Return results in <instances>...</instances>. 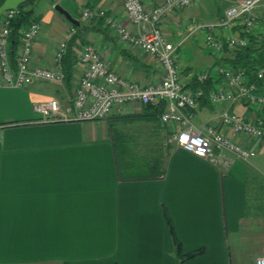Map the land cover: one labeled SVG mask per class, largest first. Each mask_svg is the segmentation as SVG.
Masks as SVG:
<instances>
[{
	"label": "crops",
	"instance_id": "0c3cea01",
	"mask_svg": "<svg viewBox=\"0 0 264 264\" xmlns=\"http://www.w3.org/2000/svg\"><path fill=\"white\" fill-rule=\"evenodd\" d=\"M160 1L144 3L151 9ZM236 3L199 0L167 16L161 30L176 45L189 39L195 45L198 34L189 35V23L216 25ZM122 4L0 0V26L6 10H32L40 26L33 66L51 67L57 45L75 29L62 61V68L70 66L69 81L0 88V264H252L264 249L263 156L257 158L264 143L247 161L213 163L169 141L172 127L151 105L115 106L99 120L34 122L35 102L57 98L62 107L71 105L85 45L97 44L110 68L127 80L147 85L160 79L157 60L126 47L105 23L109 18L133 30ZM93 8L104 16L83 20L81 12ZM255 16L264 19V3ZM234 33L232 27L213 32L222 40ZM210 55L213 66L218 57ZM178 68L185 79L192 77L179 57ZM228 106L248 117L260 113L242 103L207 101L196 124L217 120ZM174 237L182 254L204 251L180 261Z\"/></svg>",
	"mask_w": 264,
	"mask_h": 264
},
{
	"label": "built area",
	"instance_id": "2783aa9c",
	"mask_svg": "<svg viewBox=\"0 0 264 264\" xmlns=\"http://www.w3.org/2000/svg\"><path fill=\"white\" fill-rule=\"evenodd\" d=\"M198 1L162 0L147 9L144 0H123V11L133 30L109 18L105 23L119 35L126 47L157 60L160 79L155 84L147 85L127 80L110 68L97 44L85 45L78 56L83 71L71 105L62 107L57 98L35 102L32 108L38 118L34 122L99 120L110 115L115 106L143 107L161 102L164 106L159 113V121L172 127L168 140L175 146L224 166H230L233 159L247 161L264 143V66L255 73L260 84L249 82L243 70H231L215 64L198 74L196 81L201 83L216 75L221 79L219 85L207 94L200 87L190 88V78L182 77L178 68L177 52L181 43L176 45L169 41L161 25L170 14L191 7ZM263 3L264 0H239L225 11L216 25L191 21L188 25L189 35L201 33L211 53L219 61L224 46L229 49L244 48L248 41L240 35H229L223 40L217 38L213 34L217 27L226 30L236 21H241L244 35L255 33L258 40L264 41V19L254 13ZM18 13V9H11L1 16L0 88H25L34 82H64L62 61L75 29L70 27L64 40L57 45L51 67L33 66V45L40 36V26L35 21L31 22L20 31V43L12 63L9 25ZM81 15L83 20H91L93 17H103L104 12L96 8L84 9ZM203 98L215 106L242 103L246 108H255L260 113L248 117L228 106L221 109L217 120L198 125L193 119ZM252 264H264V249L254 257Z\"/></svg>",
	"mask_w": 264,
	"mask_h": 264
},
{
	"label": "trees",
	"instance_id": "16d2710c",
	"mask_svg": "<svg viewBox=\"0 0 264 264\" xmlns=\"http://www.w3.org/2000/svg\"><path fill=\"white\" fill-rule=\"evenodd\" d=\"M17 9L19 10V13L11 20L9 25L10 44H11L10 57L12 63H14L15 61V50L20 43L19 41L20 31L34 21L33 19H31L33 13L32 10H24V6H21ZM231 27L232 29H234L235 35H240L247 38L248 44L244 48H236V49H229L226 46H224L223 53L225 54V56H223L219 60L220 62L217 60L216 64H221L225 68L231 70H243L248 75L249 82L260 84V82L256 80L255 73L259 68L264 66V41L258 40V37L255 33L249 36L244 35L243 25L241 21H236L235 23H233ZM62 69L65 75L64 80L67 82L70 80L71 77L70 66L67 67L63 66ZM196 76L197 75H194L190 78L188 86L192 89L200 87L201 89H203L205 94H207L208 91L214 89L218 84L221 83V79L216 75H211L207 80L201 83L196 81ZM207 101L208 100L206 98H203L201 104L206 103ZM150 105L156 107V110H160V111L163 109L164 106L161 102ZM168 224L171 233H173V229L169 219H168ZM173 239L175 243V250L177 251L179 256L182 257L180 261L197 256L204 251V249L201 248L195 251H191L189 253L182 254L180 251L181 248L179 242L176 240L175 237Z\"/></svg>",
	"mask_w": 264,
	"mask_h": 264
},
{
	"label": "rangeland",
	"instance_id": "374dc122",
	"mask_svg": "<svg viewBox=\"0 0 264 264\" xmlns=\"http://www.w3.org/2000/svg\"><path fill=\"white\" fill-rule=\"evenodd\" d=\"M197 34H198L197 35L198 39H195V45L194 44L190 45L191 41L189 39V41L183 43L180 46L178 54H177L179 57L180 67L185 68L187 66H190L191 68L190 77L203 73L205 70V67H207L208 65H210L211 62H213V57L210 55L212 51H210V48L206 45L203 36L201 38V36H199L200 34L199 33ZM197 118L199 119V116L196 117L195 115L193 120L195 122L197 121L199 122ZM257 155H258L257 158L263 156L260 159V164L264 168V147H262L258 151Z\"/></svg>",
	"mask_w": 264,
	"mask_h": 264
},
{
	"label": "water",
	"instance_id": "95a60500",
	"mask_svg": "<svg viewBox=\"0 0 264 264\" xmlns=\"http://www.w3.org/2000/svg\"><path fill=\"white\" fill-rule=\"evenodd\" d=\"M55 9L60 12L65 18L66 20H68L70 23H76L71 17L70 15L64 11L63 9H61L59 6H55Z\"/></svg>",
	"mask_w": 264,
	"mask_h": 264
}]
</instances>
